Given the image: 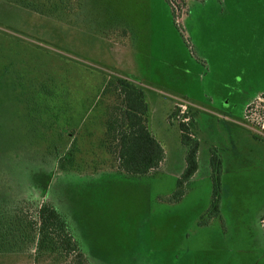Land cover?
<instances>
[{
    "label": "rangeland",
    "instance_id": "rangeland-1",
    "mask_svg": "<svg viewBox=\"0 0 264 264\" xmlns=\"http://www.w3.org/2000/svg\"><path fill=\"white\" fill-rule=\"evenodd\" d=\"M72 3L46 16L0 0V264L72 261L37 254L43 201L91 264H264V0ZM116 75L144 90L165 149L146 175L103 144ZM184 113L198 170L177 198Z\"/></svg>",
    "mask_w": 264,
    "mask_h": 264
},
{
    "label": "trees",
    "instance_id": "trees-1",
    "mask_svg": "<svg viewBox=\"0 0 264 264\" xmlns=\"http://www.w3.org/2000/svg\"><path fill=\"white\" fill-rule=\"evenodd\" d=\"M28 9L46 16L75 11L72 0H22ZM28 4V5H27ZM101 94L114 97L107 108L103 144L115 157L118 170L130 175H146L157 170L166 158L165 149L149 127L148 104L142 87L129 75L112 76L106 81ZM174 109L170 118L176 115ZM181 142L186 147L185 168L177 182L175 196L184 194L185 183L198 170L199 140L194 131L196 122L185 113L180 119ZM212 163L219 162L213 155ZM220 173V169L218 170ZM212 217L220 213V177L214 182ZM38 220L33 221L38 234V253L57 250L73 259L69 264H91L69 233L65 220L49 203L43 201L37 209Z\"/></svg>",
    "mask_w": 264,
    "mask_h": 264
}]
</instances>
